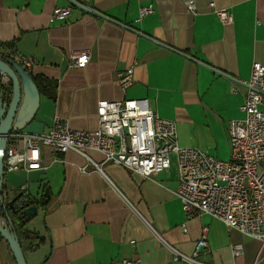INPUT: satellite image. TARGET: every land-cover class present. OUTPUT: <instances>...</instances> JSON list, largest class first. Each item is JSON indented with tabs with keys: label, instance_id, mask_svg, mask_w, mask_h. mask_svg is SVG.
Listing matches in <instances>:
<instances>
[{
	"label": "crops",
	"instance_id": "crops-1",
	"mask_svg": "<svg viewBox=\"0 0 264 264\" xmlns=\"http://www.w3.org/2000/svg\"><path fill=\"white\" fill-rule=\"evenodd\" d=\"M73 1L105 18L68 0H0V45L15 42V62L20 64L19 57L33 61L31 74L55 84L53 99L40 95L38 111L24 130L47 132L57 117L72 130L95 131L98 101L146 99L159 117L175 123L179 146L229 160L228 123L244 117L242 82L253 62L264 64V0H196L195 15L181 0ZM210 2L228 9L233 24L223 26ZM68 6L67 20H49L55 9ZM149 6L153 12L138 20L139 9ZM82 49L89 51L87 65L68 67V54ZM0 53L8 51L0 48ZM130 67L133 83L122 92L116 75ZM88 156L100 171L87 166L81 173L83 157L67 152L53 159L44 148L43 169L4 174L6 204L22 189L45 202L24 226L39 241L32 249L28 241L21 243L26 264H121L125 259L195 264L176 261L171 249L192 257L202 227H207V247L196 262L255 261L259 242L208 215L186 218L174 195V156L154 179L103 163L98 153ZM235 244L242 246L237 258L231 254ZM0 264H15L1 236Z\"/></svg>",
	"mask_w": 264,
	"mask_h": 264
},
{
	"label": "built area",
	"instance_id": "built-area-1",
	"mask_svg": "<svg viewBox=\"0 0 264 264\" xmlns=\"http://www.w3.org/2000/svg\"><path fill=\"white\" fill-rule=\"evenodd\" d=\"M187 13H197L196 0H181ZM209 9L223 26L233 24V16L226 8ZM71 7H60L49 16L50 21H64L70 16ZM153 9L141 7L138 20L150 15ZM89 61L88 49L71 51L68 67L84 68ZM21 67L30 72L33 61L19 57ZM116 81L122 92L133 83V67L118 72ZM246 88L240 110L243 119L228 123L229 160L217 158L195 149L181 147L177 141L176 125L163 119L151 109L146 99L101 100L96 104L97 129L77 131L65 121L55 117L47 132L30 133L11 131L5 138L3 162L0 167V209L6 205L3 177L8 172L23 169L39 171L42 166V149L56 155L74 152L87 163L79 170L87 172V166L100 171V166L88 156L89 152L101 155L103 163L120 165L145 179H154L169 168L170 156H174L177 187L174 195L188 220L208 215L221 221L226 227L237 230L260 243V249L252 264H264V64L253 62L249 78L242 82ZM23 204L28 198L21 191ZM0 224L5 219L0 216ZM184 229V227H182ZM207 247V227H202L192 257L173 249L176 261L195 263L194 257ZM234 258L242 255V246H231ZM121 264H141L139 259H125Z\"/></svg>",
	"mask_w": 264,
	"mask_h": 264
},
{
	"label": "water",
	"instance_id": "water-1",
	"mask_svg": "<svg viewBox=\"0 0 264 264\" xmlns=\"http://www.w3.org/2000/svg\"><path fill=\"white\" fill-rule=\"evenodd\" d=\"M69 3L87 13L94 16L105 18L103 15L87 8L79 3L68 0ZM0 74L6 76L11 85V97L7 104L2 103L0 107V167L3 162V150L5 147V138L11 131H22L33 120L39 108L40 94L32 81L31 76L26 72L20 64L12 60L0 59ZM47 189L44 190V196L47 197ZM27 200L22 205L17 206V203L22 200L21 193H18L14 198L5 205L10 212L18 216L23 222L28 223L36 216L38 207L29 205ZM31 199V198H30ZM9 219L7 218L8 221ZM0 236L7 243L15 264H26L22 248L16 237L5 226L0 224Z\"/></svg>",
	"mask_w": 264,
	"mask_h": 264
},
{
	"label": "trees",
	"instance_id": "trees-1",
	"mask_svg": "<svg viewBox=\"0 0 264 264\" xmlns=\"http://www.w3.org/2000/svg\"><path fill=\"white\" fill-rule=\"evenodd\" d=\"M14 44L15 42H9V43L0 45L1 49H5L8 51V53H0L1 60H12L15 62L14 58L11 57L14 52L13 51ZM29 75L31 76L32 81L34 82L39 94L48 96L50 99H53L55 84L43 76L32 75L31 72H29ZM10 91H11V85H8V87H3L0 85V92H2V95H3L2 103L7 104L9 102L10 94H11ZM6 92H7V95L4 98ZM27 203L29 205H35L37 207H43L45 205V202H42V201L37 202L30 198L27 201ZM0 216H2L5 220H7V218L10 220V223L9 224L7 223L6 226L9 227V231L16 237L20 246L23 241H28L30 243V249L38 245L39 241H37L38 238L36 234L25 229L24 228L25 222H23L21 219H18L17 215L12 214L8 207L4 206L0 209Z\"/></svg>",
	"mask_w": 264,
	"mask_h": 264
},
{
	"label": "rangeland",
	"instance_id": "rangeland-1",
	"mask_svg": "<svg viewBox=\"0 0 264 264\" xmlns=\"http://www.w3.org/2000/svg\"><path fill=\"white\" fill-rule=\"evenodd\" d=\"M4 77V75H1V78H3ZM6 77V76H5ZM1 78H0V85L1 86H3V87H8V85H10V83H9V80H7V82L6 81H4V82H2V80H1ZM7 78V77H6ZM8 79V78H7ZM172 157V155L170 156V158Z\"/></svg>",
	"mask_w": 264,
	"mask_h": 264
}]
</instances>
